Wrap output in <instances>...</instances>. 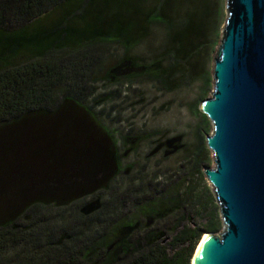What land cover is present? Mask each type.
Segmentation results:
<instances>
[{"label":"trees","instance_id":"obj_1","mask_svg":"<svg viewBox=\"0 0 264 264\" xmlns=\"http://www.w3.org/2000/svg\"><path fill=\"white\" fill-rule=\"evenodd\" d=\"M208 2L0 0V254L20 246L31 252L19 264H190L203 233L218 231L210 200L191 204L176 190L133 210L99 203L108 178L126 170L120 160L133 144L117 140L88 104L92 72L59 61L64 51L112 42L122 56L103 86L124 72L166 90L202 79L207 91L203 58L220 17ZM153 24L166 29L164 47L145 64L129 52ZM49 209L60 213L56 224L37 214Z\"/></svg>","mask_w":264,"mask_h":264},{"label":"rangeland","instance_id":"obj_2","mask_svg":"<svg viewBox=\"0 0 264 264\" xmlns=\"http://www.w3.org/2000/svg\"><path fill=\"white\" fill-rule=\"evenodd\" d=\"M207 1L220 11L214 45H211L203 58L204 69L210 78L207 91L202 79L166 90L142 74L127 80V73L124 72H118L112 83L103 86L104 77L122 56V48L112 42L94 43L81 49L64 51L60 57L59 61L69 69L77 68L88 75L92 72L88 85L94 90L88 104L92 103L94 114L115 134L117 140L120 135H125L133 144L125 149L120 160L126 170L112 176L113 179L109 177L106 187L97 194L100 204L107 203L108 211L116 210V206H124L123 211L127 208L133 210L136 201L176 190L186 196L191 204L197 203L200 198H207L220 219L212 187L204 176L205 168L213 165L212 153L205 144L207 136L211 134L212 124L200 112V103L202 99L211 96L213 57L226 18V0ZM164 32L166 29L163 26L153 24L144 40L134 46L129 55L142 58L145 64L151 62L163 50ZM92 97L97 103L93 104ZM100 111H103L101 115ZM196 143L202 144L204 152L198 172L192 170ZM86 198L89 199L88 196ZM71 211L68 208L66 212L69 214ZM37 214L50 225L61 220L57 210L49 209ZM193 222L198 223L200 220L194 219ZM221 229L222 225L215 233L218 234ZM30 252L27 248L21 252L20 246L15 249L10 247L0 254V264H19L22 260L26 261Z\"/></svg>","mask_w":264,"mask_h":264},{"label":"water","instance_id":"obj_3","mask_svg":"<svg viewBox=\"0 0 264 264\" xmlns=\"http://www.w3.org/2000/svg\"><path fill=\"white\" fill-rule=\"evenodd\" d=\"M225 12L200 103L222 229L203 233L191 264H264V0H226Z\"/></svg>","mask_w":264,"mask_h":264},{"label":"bare ground","instance_id":"obj_4","mask_svg":"<svg viewBox=\"0 0 264 264\" xmlns=\"http://www.w3.org/2000/svg\"><path fill=\"white\" fill-rule=\"evenodd\" d=\"M208 235H204L203 237H201V239H204L205 237H207ZM192 260H193V258H192Z\"/></svg>","mask_w":264,"mask_h":264}]
</instances>
